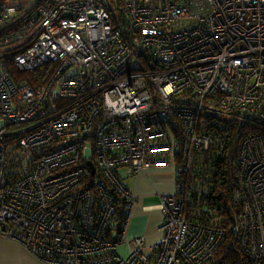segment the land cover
Segmentation results:
<instances>
[{
  "label": "built area",
  "instance_id": "built-area-1",
  "mask_svg": "<svg viewBox=\"0 0 264 264\" xmlns=\"http://www.w3.org/2000/svg\"><path fill=\"white\" fill-rule=\"evenodd\" d=\"M210 117L264 123V0L1 1L0 236L49 264H229L226 229L189 214ZM153 164L176 192L147 252L124 180ZM235 165L232 226L264 264L263 131Z\"/></svg>",
  "mask_w": 264,
  "mask_h": 264
},
{
  "label": "trees",
  "instance_id": "trees-1",
  "mask_svg": "<svg viewBox=\"0 0 264 264\" xmlns=\"http://www.w3.org/2000/svg\"><path fill=\"white\" fill-rule=\"evenodd\" d=\"M209 121L211 125L206 127L213 130L215 141L204 153L205 157L198 150L194 158L191 174L193 172V176L201 178L203 183L193 188L200 190L202 198L196 202L194 211L189 214L209 227L226 229L225 242L218 252L219 260H225L229 264H252L239 246L236 230L232 226L231 218L237 216L239 211L235 193L241 179V175H235L234 169L240 146L247 133L255 129L264 132V123L258 128L237 118L227 122L213 121L210 117Z\"/></svg>",
  "mask_w": 264,
  "mask_h": 264
},
{
  "label": "crops",
  "instance_id": "crops-1",
  "mask_svg": "<svg viewBox=\"0 0 264 264\" xmlns=\"http://www.w3.org/2000/svg\"><path fill=\"white\" fill-rule=\"evenodd\" d=\"M5 1V0H3ZM36 0H8L23 8H30ZM155 168V170H151ZM148 170L134 174V179L130 178L125 182L129 190L136 196L137 201L133 209L132 220L129 226L127 239L144 235L146 238L147 252L150 246L158 243L161 239L159 227L162 208V198L176 192V182L173 168L168 166H153ZM159 173H158V172ZM133 176V175H132ZM128 177H131L128 176ZM156 215V224L153 226L149 219L145 217ZM136 231L128 238L130 231ZM0 264H49L39 257H36L29 249L15 239L0 236Z\"/></svg>",
  "mask_w": 264,
  "mask_h": 264
},
{
  "label": "rangeland",
  "instance_id": "rangeland-1",
  "mask_svg": "<svg viewBox=\"0 0 264 264\" xmlns=\"http://www.w3.org/2000/svg\"><path fill=\"white\" fill-rule=\"evenodd\" d=\"M155 167L156 165L155 164H153L152 166H149L147 169H144V170H148V169H150V168H152V167ZM168 167H173L174 168V166L172 165V164H170V165H167ZM151 170H155V168H152ZM141 171H143V170H141ZM158 172V171H157ZM159 173V172H158ZM130 178V180L131 179H134V175L132 176L131 175V177H128V176H125V182L128 180ZM164 213V212H163ZM161 214V217H160V222L162 221V219H164V217L162 216V212L160 213ZM146 219H149L151 222V224L153 225H155L156 224V215H151V216H149V215H147L146 217H145ZM153 225V226H154ZM129 230V229H128ZM136 231H134V230H131L130 231V235H128V238H130V237H132L133 235H134V233H135ZM127 234H128V231H127ZM127 234H126V237H127ZM23 245V244H22ZM119 250H120V253L122 254V255H126L127 253H128V245L127 244H124V245H122L120 248H119Z\"/></svg>",
  "mask_w": 264,
  "mask_h": 264
}]
</instances>
